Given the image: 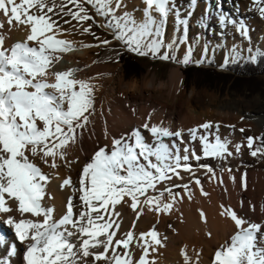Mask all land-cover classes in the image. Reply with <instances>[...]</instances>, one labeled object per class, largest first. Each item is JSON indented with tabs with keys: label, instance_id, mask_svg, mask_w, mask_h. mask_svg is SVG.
<instances>
[{
	"label": "bare ground",
	"instance_id": "1",
	"mask_svg": "<svg viewBox=\"0 0 264 264\" xmlns=\"http://www.w3.org/2000/svg\"><path fill=\"white\" fill-rule=\"evenodd\" d=\"M80 1L97 14L109 2ZM107 5L150 51L176 38L166 83L124 82L61 0H0V264H264L263 112L199 104L179 69L205 47L219 68L264 48V0Z\"/></svg>",
	"mask_w": 264,
	"mask_h": 264
},
{
	"label": "rangeland",
	"instance_id": "2",
	"mask_svg": "<svg viewBox=\"0 0 264 264\" xmlns=\"http://www.w3.org/2000/svg\"><path fill=\"white\" fill-rule=\"evenodd\" d=\"M110 1L111 0L102 5L101 11L98 14L95 13L92 7L81 2L80 0H61V10L64 15H67L69 20L71 19L73 21V23L79 24V26L84 27V29L86 27V35H89L94 40L93 44H97V46L100 47L98 48V52H96V58L106 56L108 59V64L112 67L118 68L121 73L122 67L118 57L120 54L125 53L130 55L142 64L145 72L139 78L128 79H125L122 73L124 82L137 81L139 84H141L145 78H148L154 79L156 84L166 83L172 70L178 67V62L180 60L179 55L181 50H178L174 45L176 38H171L170 49L168 51L161 50L160 46L157 48L153 47V50L150 51L146 47L148 45L144 43L142 37L134 32L133 28L129 24V18L126 19L124 13L117 14L115 18L107 13V4H109ZM204 2L205 0H199L201 5L204 4ZM212 4V2H207V8ZM178 8H180V6ZM222 9H224V7ZM202 13L203 12L200 11L196 15L193 12L191 21H188L187 25L184 26L186 27V35L183 37L186 40H188L190 33L199 30L198 24L201 23L202 19L205 18L201 16ZM100 18L105 19L103 25L99 22ZM152 19H154V16ZM170 23V19L166 18L164 24L169 25ZM159 33V37L162 39V43H164V29H161ZM256 41L257 39L254 40L253 44H249L250 46L247 47L246 51H237L234 57L225 63L222 68L217 66L218 63L216 61V53L211 51L209 47L203 48L204 56L202 63H195L193 58L194 55L188 54L187 57L183 59L182 67L179 68L181 74L187 65L195 66L203 70L211 69L218 73H229L230 71H228L226 67L236 59L239 64H242L246 59L252 58L254 60L255 55L264 53V48H262L260 44H256ZM108 43L111 44L106 45ZM263 60L264 59H262V61ZM192 76V78L185 82L183 76L182 86L185 89L187 96L192 89H194L196 93L200 94L201 97L199 99L200 101H198L199 104L212 103L213 106H215L216 104L219 105L227 100L253 101L259 103V107L264 115V66L263 70L259 71V73L250 79L248 83L238 84L236 86V90L229 88L230 83H228L227 86H223V83L219 78L215 79L212 77L210 79L208 78L209 75L200 73H195ZM107 110H109V107ZM154 111H157V109L152 108L151 112ZM256 150H261L262 155L264 156V130L261 131L258 136ZM208 157L209 165L217 167L219 170L223 169L221 166L223 164L224 158L220 154L219 147L211 151ZM204 158L205 157L201 158L200 160H204ZM121 263L123 264L122 261H120L118 264Z\"/></svg>",
	"mask_w": 264,
	"mask_h": 264
},
{
	"label": "trees",
	"instance_id": "3",
	"mask_svg": "<svg viewBox=\"0 0 264 264\" xmlns=\"http://www.w3.org/2000/svg\"><path fill=\"white\" fill-rule=\"evenodd\" d=\"M118 57L125 79L139 78L145 72L142 64L134 57L125 53L120 54ZM262 59H264V53L255 55L254 60L252 58L246 59L242 64H239L236 59L226 67V69L230 71L229 73H218L211 69L203 70L194 66L188 67L187 65L186 68L182 71V74L184 76V82L192 78V75H194L195 73H200L209 75L208 78L210 79L212 77H214L215 79L219 78L223 83V86H227V84L230 83L229 88L236 90V86L238 84L248 83L250 79H252L259 73V71L263 70L264 60L262 61Z\"/></svg>",
	"mask_w": 264,
	"mask_h": 264
}]
</instances>
